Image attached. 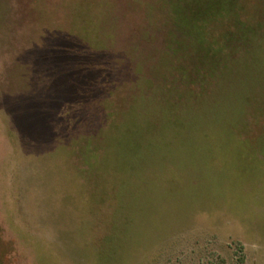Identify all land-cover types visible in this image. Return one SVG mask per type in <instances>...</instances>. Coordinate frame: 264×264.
<instances>
[{"label":"rangeland","instance_id":"374dc122","mask_svg":"<svg viewBox=\"0 0 264 264\" xmlns=\"http://www.w3.org/2000/svg\"><path fill=\"white\" fill-rule=\"evenodd\" d=\"M183 1L0 0V264H264V21L231 99L199 148L165 153L151 199L112 207L105 187L98 206L101 182L83 178Z\"/></svg>","mask_w":264,"mask_h":264},{"label":"trees","instance_id":"16d2710c","mask_svg":"<svg viewBox=\"0 0 264 264\" xmlns=\"http://www.w3.org/2000/svg\"><path fill=\"white\" fill-rule=\"evenodd\" d=\"M183 2L178 8L182 20L166 32L159 71H155L156 58L149 63L147 75L132 80L131 88L139 93L127 108L116 111L118 120L112 119L111 136L100 139L101 145L104 143L101 156L90 148L82 153V164L86 165L81 169L83 178L88 181L94 174L101 182L98 206L105 205V187L111 190L112 207L123 204L128 196H136L137 202L151 199L150 187L154 188L164 173L166 165L161 159L165 153L200 147L192 141L207 134L209 108L216 107L212 103L220 97L231 99L224 90L237 86L243 47L264 21V0ZM220 29L224 31L219 36ZM87 51L83 56L89 57ZM137 57L134 60L141 61ZM159 74L164 76L160 81ZM139 78L144 80L138 83ZM153 164L157 174L143 176V169ZM176 173L174 167L170 174L175 177ZM136 185L137 191L132 192Z\"/></svg>","mask_w":264,"mask_h":264}]
</instances>
